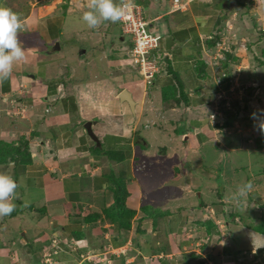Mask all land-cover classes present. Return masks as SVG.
I'll use <instances>...</instances> for the list:
<instances>
[{"label":"crops","instance_id":"obj_1","mask_svg":"<svg viewBox=\"0 0 264 264\" xmlns=\"http://www.w3.org/2000/svg\"><path fill=\"white\" fill-rule=\"evenodd\" d=\"M229 1L134 0L150 31L161 37L159 72L149 86L130 59L133 43L120 22L89 28L81 18L83 0H0L28 18L19 39L31 49L0 81V172L18 184L17 210L0 217V244L18 239H11L8 255L0 247V264H46L44 253L54 239L60 242L55 264H240L236 258L243 262L240 251L249 243L264 249L253 239L264 238V200L254 190L264 187L257 180L264 170L246 181L253 187L242 202L232 204L220 191L229 164L225 152L240 149L228 146L248 145L246 123L217 128L223 111L218 104L226 103L219 91L234 100L228 84L219 90L216 80L225 69L212 58L220 11ZM253 1L251 11L264 20V0ZM238 51L248 69L245 48ZM124 91L134 110L121 99ZM255 97L247 98L251 109L238 118L248 122L255 108L264 110ZM88 122L97 141L85 128ZM239 128L241 133L232 130ZM233 132L239 138H229ZM215 159L221 176L209 166ZM194 163L213 172L202 177ZM234 170L236 187L246 169L241 163ZM117 183L126 189L125 210L108 218L104 210L115 204ZM83 209L89 214L82 215ZM89 215L102 217L90 222ZM24 216L33 228L9 236L12 229L4 230L2 220ZM239 218L248 221L245 228L238 229ZM228 228L235 229L231 244L224 243ZM74 240L81 244L72 251ZM90 255L102 262L86 260Z\"/></svg>","mask_w":264,"mask_h":264},{"label":"rangeland","instance_id":"obj_2","mask_svg":"<svg viewBox=\"0 0 264 264\" xmlns=\"http://www.w3.org/2000/svg\"><path fill=\"white\" fill-rule=\"evenodd\" d=\"M255 2L252 1L251 3V7H250V13L251 15L245 16L244 19H241L238 15V12L236 13L235 10L233 12L230 11V15L228 18L229 23L228 24H224L221 27V34L219 37H215L214 40V44L216 45V42H220L221 46L217 47V49H215V51L213 52V60L218 58V57H222L224 55H220L221 53L226 55V60H228L230 62V66H228V68H226L227 70L231 71V76H232V82L234 84L233 88H234V100L238 102V106L236 107H232L231 110L228 109V106H226V103L223 104H218L221 108L222 114L219 113L217 116L218 120V129L222 128V124L224 123V128H229L228 126H226V121H228L230 123V125H234V121H239V122H244V124L246 123L248 126H246L248 128V130L246 131L247 133V144L245 145L244 148L243 146H239L241 141H236L235 144H233L232 146H228V148H240L237 151H232L231 153L226 151L225 154L227 155L228 158H226L227 160L225 161V164L229 162L228 164V169L225 173L226 179H222L224 185H222V188L220 189V191H226V194L229 198V202L230 203H235L232 200V194L235 192L236 187L234 185H232V177H233V173L232 171H235L234 168L238 165H240L241 163H243V167L246 169V174H243L242 172H239L238 174V179L240 180L238 183H245L246 181H248V179L252 180V178L256 177L257 175H259L258 173H260V171L264 170V136H262V133H258V130L254 127L251 128V125H255L256 121L252 119L251 116H249V120L247 122L246 119L239 117L237 120H232V115H227L226 113H230L233 114V116H235L236 114H239V112L242 110L247 109L249 111V108L247 105V100H245V98H249L256 96L254 98V104L256 106H258L260 104V101L264 100V67L262 66V63L264 62V52L262 53V47H264V36L262 37V39L260 41H257L259 34H258V30L259 29H263L262 31H264V20H260L255 12L251 11V8L254 6ZM235 5V4H232ZM254 8V7H253ZM264 35V32H263ZM242 44L246 47H248V51L246 52V56L250 59L247 67L243 68V63L241 62V59L238 56V49L242 48ZM227 55H230L229 57H227ZM220 59V58H218ZM219 62H222L221 60H218ZM243 64V65H242ZM230 67V68H229ZM261 82L263 84H261ZM253 85H257L259 88H253ZM256 89H260L261 91V95L259 94V96L257 94H255L256 92L254 90ZM239 90L243 91L240 92ZM258 93V92H257ZM255 94V95H254ZM242 95V96H241ZM242 98V103L239 101V98ZM262 98V99H261ZM245 100V101H244ZM246 102V103H245ZM244 103L246 105H244ZM242 105V106H241ZM244 105V106H243ZM250 105V104H249ZM263 105H264V101H263ZM231 107V106H229ZM259 107H261V105H259ZM253 109V108H252ZM259 108H255L253 112H258ZM264 109V107H263ZM256 110V111H255ZM235 111V112H232ZM246 111V113L248 112ZM226 112V113H225ZM237 116V115H236ZM247 116V115H246ZM212 118V117H211ZM215 119V118H214ZM235 119V118H233ZM192 124L191 123H187L186 128L188 131L192 130L191 128ZM240 126V125H239ZM241 127V126H240ZM238 128V126H237ZM250 128V129H249ZM233 131L235 130V132L237 131L238 133H241L243 131V129L239 128V129H232ZM254 132V133H253ZM234 133V132H233ZM255 133L257 135L260 134V138H256L254 135ZM264 135V134H263ZM239 138L237 136V134H232L231 137L229 138H233L236 139ZM233 141V140H230ZM229 141V142H230ZM245 149V150H242ZM249 153V154H248ZM223 162V159L221 160L220 163ZM216 163V159L214 163H210L209 166L214 168L213 170H217L218 174L220 173L218 171V169L216 168L217 166H215ZM214 164L215 167H213L212 165ZM248 166L250 167V172H248ZM192 169H194V172L197 173H203L202 177H206L209 175V173H212L213 170L209 169L208 167L205 169L203 167V163H194ZM252 173V174H250ZM251 175V178H250ZM261 175H264V172L261 173ZM221 176V173H220ZM236 176V175H235ZM237 178V176H236ZM236 178H234L233 180L235 182H237ZM259 180V182L264 181V179H257ZM256 182V179H255ZM257 183V182H256ZM254 190L256 191V196H258L259 198H262L264 200V187L262 188L258 185V188H254ZM244 199V198H243ZM242 199V200H243ZM242 200L240 202H242ZM17 210V208H16ZM8 218H4L2 221L5 224L4 230L8 229H12L11 232H9V236H20L22 235L19 234V230L20 228L25 229V231H29L31 230V228H33V221L31 220V218L24 216V217H17L14 221H10L7 220ZM40 220H42V223H47L48 219L44 218V217H40ZM239 223L237 224L238 229L241 228H245L248 221H245L244 219L239 218ZM0 226H2V224H0ZM37 228L39 229V225H37ZM225 242L224 243H229L231 244L234 241H231L233 239V231H235V229H230L228 228L227 230L225 229ZM2 232H0V237L2 236ZM8 234V233H6ZM5 234V235H6ZM189 234V235H188ZM186 235L190 236L191 233H184L182 235V237L186 238ZM193 238H194V234H192ZM11 239H15L17 240L18 238H9L8 242L5 243H1L3 245L0 244V247L2 249L6 248V250H4V252L8 255V253L10 252V250H12L10 247L12 246V241ZM33 239V238H32ZM191 239V237L189 238ZM255 240V243L258 245H263L264 244V238H253ZM249 242V240L247 241ZM216 244V241L214 243V245ZM10 246V247H9ZM19 247V242H17V244L15 245V247L13 248H17ZM55 244H51V249L46 250L45 253L47 254H54V248ZM250 248V243L249 245L244 248L241 249L240 253L243 254L244 251H247ZM190 252L188 255H190L192 253L193 249H188ZM44 253V254H45ZM57 257V256H56ZM41 258V257H40ZM44 258V257H43ZM236 259H240V264H242V260L241 258H239V256H237ZM33 260V258L31 259ZM38 261H35V263ZM242 262V263H241ZM19 263V262H18ZM202 264H205V262H201ZM33 264V263H32ZM48 264H55V260L52 257L51 261Z\"/></svg>","mask_w":264,"mask_h":264},{"label":"clouds","instance_id":"obj_3","mask_svg":"<svg viewBox=\"0 0 264 264\" xmlns=\"http://www.w3.org/2000/svg\"><path fill=\"white\" fill-rule=\"evenodd\" d=\"M133 6L134 0H83V7L86 10L83 11L81 18L89 28H98L102 22H120L127 14L131 12ZM27 24L28 18L22 17L9 7L0 5V81L9 79L15 62L25 61L27 59V54L31 53V49L22 47V42L19 39V34L23 30H25V26ZM219 44L221 43L216 42V49L217 47H220ZM242 47L245 48L246 52L248 51L247 46L245 47L242 44ZM220 55L224 56L218 57L220 59L216 58L215 61H227L225 54L221 53ZM222 74L225 75V77L222 78V87H225V84H228L230 89L231 86H234L232 79L229 83H227L226 78L228 77V73L222 70L219 76H221ZM261 84L263 83L261 82ZM253 88L259 87L257 85H253ZM254 91L256 92L255 94H257L258 96L259 94H262L260 92V89H256ZM245 100H247V98H245ZM252 119L256 121L254 127L262 134H264V110H258V112H253ZM17 187L18 184L12 175L6 172H0V217L9 216L15 210L16 205L13 203V200L16 197ZM252 187L253 185L250 181L238 184L236 186L235 192L232 194V200L236 203H239L252 190ZM84 212L85 209H83L82 212V215L84 214V216L89 214L88 211L87 214ZM221 228H226V225H221ZM52 243L55 244V247H53L54 254H49L55 260L57 258L56 256H58L60 253V250L58 248L60 242L58 239H54ZM80 244L81 241L74 240L73 243L70 244V250H77ZM252 247H250L247 251H244L243 253L248 256L249 250H251L252 255H256L258 253V249H253ZM109 252L107 254H109ZM46 254L47 253L44 254L43 258L44 263H46ZM85 259L91 262H102L101 260L97 259V257L91 255L86 256ZM261 264H264V260Z\"/></svg>","mask_w":264,"mask_h":264},{"label":"built area","instance_id":"obj_4","mask_svg":"<svg viewBox=\"0 0 264 264\" xmlns=\"http://www.w3.org/2000/svg\"><path fill=\"white\" fill-rule=\"evenodd\" d=\"M178 2L179 0H175L176 4ZM174 9L176 8L174 7ZM120 24L123 34L129 36L133 43V47L130 51V59L133 65L136 66L139 73L143 77V82L146 85H152L157 73L159 72V67L153 52L159 48L161 39L160 35L154 34L152 31H150L149 22H147L144 18L142 7L135 3L131 12L120 21ZM219 46H221V44H219ZM223 77H225L224 74L217 77L216 80L220 90H223L221 89ZM229 91L230 93L235 92L233 86L230 87ZM219 93V99H222L226 102L228 109L238 106L236 102H234L232 96H228L226 92L221 93L219 91ZM239 101H242L241 97L239 98ZM218 110L219 109L216 108L217 112ZM51 258L52 256L50 254H46L45 262L49 263ZM14 264L19 263L15 261Z\"/></svg>","mask_w":264,"mask_h":264},{"label":"trees","instance_id":"obj_5","mask_svg":"<svg viewBox=\"0 0 264 264\" xmlns=\"http://www.w3.org/2000/svg\"><path fill=\"white\" fill-rule=\"evenodd\" d=\"M252 1L253 0H249V1L231 0V2L229 1V3L227 4L228 7L221 8L220 12H222V16L219 17V19H218L219 25H218V28L216 30L217 35H215V37L220 36V34H221L220 29H221L222 25H224L228 21L230 11L233 12L235 10L236 13L238 12V15L241 19H244L245 16L251 15L249 10H250V7H251L250 5H251ZM232 3L235 5H232ZM137 5H139V4H137ZM139 6H141V5H139ZM142 10H143V8H142ZM262 30L263 29L258 30L259 37H258L257 41H260L262 39V37L264 36L263 35L264 31H262ZM214 43L215 42L213 41L212 44L215 46ZM261 50L263 53L264 47H262ZM155 51L153 52L154 56H155ZM229 56L230 55H227V57H229ZM156 62H157V65L159 67V62L157 61V58H156ZM221 64H223L225 71L228 73V77L226 78V82L229 83L232 76H231V71L227 70L226 68H228V66H230V62L227 60L225 62L224 61L221 62ZM262 66L264 67V62L262 63ZM180 97H183V96H180ZM177 100L179 102L180 98H178ZM233 118H235V119H233ZM237 119H238V117L236 115L232 116V120H237ZM225 125L228 126L229 128L234 126L233 124L230 125V123L228 121H226ZM114 194H115L114 195L115 196V204L113 206H111L110 208L104 210V213H105L104 215L108 218H112V216L114 215V210H125V198H126L125 186H123L122 183H117L116 188L114 189ZM131 215H132V213H131ZM99 217L101 218L102 216L89 215V217H87V221L93 222V221H96ZM240 255L243 258V264H261V262L264 260V258H263L264 249H262V250L258 249V253L256 255H252L251 250H249L248 256L245 255L244 253L240 254Z\"/></svg>","mask_w":264,"mask_h":264},{"label":"water","instance_id":"obj_6","mask_svg":"<svg viewBox=\"0 0 264 264\" xmlns=\"http://www.w3.org/2000/svg\"><path fill=\"white\" fill-rule=\"evenodd\" d=\"M58 49H59V47H58ZM130 95H131V94H130L128 91H124V92L122 93V95H121V99L124 98L125 100H127V101L129 102V104H130L131 109L134 110L135 102L132 100V98H131ZM92 125H93L92 122H88V123L85 125V128H86L88 134H89V135H90L95 141H97V139L95 138V136H94V134H93L92 128H91Z\"/></svg>","mask_w":264,"mask_h":264}]
</instances>
